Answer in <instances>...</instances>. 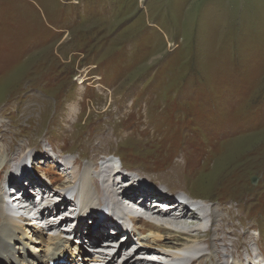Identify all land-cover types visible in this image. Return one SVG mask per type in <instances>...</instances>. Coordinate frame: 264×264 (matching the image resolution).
Instances as JSON below:
<instances>
[{"label":"rangeland","instance_id":"rangeland-1","mask_svg":"<svg viewBox=\"0 0 264 264\" xmlns=\"http://www.w3.org/2000/svg\"><path fill=\"white\" fill-rule=\"evenodd\" d=\"M0 148L6 156L12 152L0 164V171L7 168L0 173L1 233L13 221L33 229L29 210L12 214L5 207L2 183L16 165L22 164L16 175L26 181L21 189L32 196L38 185L31 173L51 192L65 184L63 160L70 168L79 160L89 176L94 165L108 163L114 173L122 164V173L139 184L128 188V180L127 196L141 203L145 187L168 199L151 198L154 214L160 210L154 201H165L169 219L185 210L204 215L188 202L170 204L173 194L216 212L212 221L222 225L228 250L217 255L210 247L222 236L211 228L189 258L264 264V0H0ZM24 157L38 158L37 168L30 159L23 167ZM73 187L77 192L78 184ZM91 217L72 229L69 236L77 234L83 245L64 247L71 258L65 264H97L89 262L88 250L114 238L102 236V228L93 231ZM192 222L187 229L200 225ZM19 231L12 245L22 255L18 264H44L36 254L47 264L64 263L61 252L54 263L46 257L45 240ZM47 232L45 238L53 233ZM144 232L147 239L156 236ZM165 232L171 255H190L191 236ZM160 258L157 264H176L154 254L147 260Z\"/></svg>","mask_w":264,"mask_h":264},{"label":"bare ground","instance_id":"bare-ground-1","mask_svg":"<svg viewBox=\"0 0 264 264\" xmlns=\"http://www.w3.org/2000/svg\"><path fill=\"white\" fill-rule=\"evenodd\" d=\"M11 154H12V152L8 156H6L3 153L2 149L0 148V164L2 163V161L6 157H9ZM27 158H29L30 160L33 159V161H32L34 163L33 166L37 168V166L35 164L38 162V160H37L38 158H36V157H24L22 159L19 158V161L24 162V159L26 160ZM39 158H40V156H39ZM45 160H47L49 162L51 161L50 159H46V158H45ZM19 161H17V162H19ZM21 165H19V166L16 165V167L13 169L10 168L12 170L8 172L9 177L7 178L9 181H10L12 176H15L16 173L22 169V168H20ZM59 165L62 167V171H61L62 174L65 172L64 173L65 174V176H64L65 181L67 180L65 182V185L68 187V189L73 188L75 190L76 187H73V185L78 184L77 193L80 195V198L83 200L82 206H81L82 209H87V208L92 209L93 208L95 217L96 216L98 217V215H96V214H98V211H97L96 207H94V206H100L101 207V205L109 204L110 205L109 210H111L112 214H115V213L125 214L131 218H134L133 220L135 222H137L138 224H140V223L143 224L142 228L137 227L135 231L132 230V232L130 233V236L132 235L131 238L129 236L124 241L122 239L121 241H123V243L120 242V240H119L120 237L117 238L116 240H114L117 236L111 233L113 235V237H115V238H113L111 240H110V238H106V239L104 238L105 242H101L100 245L95 244V249H97V251L91 255L92 259L88 258V259H91V260H89V262L97 263V264H152L153 262H156V264H157V262L160 263L161 258L159 260H154L153 262L147 260L148 255L154 254L158 257L159 256L169 257V258H171V260L176 259V260H174V261H176V264H199L202 262V259L200 257H196L194 255L192 258H189L194 254V252L190 251V249L195 250V248H196L195 245L203 242V241L199 240L200 234H204V235L208 234L210 232L209 229L216 228V227H219L220 235L222 234V236L221 237L215 236L217 238L215 239L214 243L220 241V245L219 246L217 245L215 247V244H211L210 247L213 246V248H217L215 250V253L218 252L217 255L222 253L221 249L228 250L229 241H227L226 235L222 232V228H221L222 225L220 226V224H218V223L214 224V222H213L215 215H216V212L214 210H212L211 207H210V209H207L205 203H204V205H202L198 209L200 212H202V213L204 212V215L201 218H198V216L196 215V213H198V212H196V213L191 212L192 216H190L188 214V212H186V210H185V211H183V214L181 215L180 219H169V218H167V214L165 213V212H168V210H170V207L165 206L168 203H165V201H164V202H161L159 204V203H157V201L156 202L154 201V203H153L154 205H157V204H158V206L162 205V207H160L161 210L155 211L156 214H154V210L150 209L151 205H149L152 197H154L158 201H162L163 199L164 200H168V199H166L163 194L161 196L159 194L160 192H155L156 194H154V193L150 192V190L148 191L145 187H143V189L145 191V194L143 196H146L145 197L146 199H144L140 203L141 210H142L141 216H139V215L137 216V215H135L136 212H134V211H129V212L125 211L124 207L119 202V200L125 196L126 189H125L124 184H126L128 182V180H130L132 182L131 184H129L128 188L134 189V187H139V184L135 183L136 179H133L132 176L126 175L122 172H119L118 168H115L116 172H114V174H112V172H113L111 170L112 167L108 163H107V166L101 167L100 169L98 166L94 165V167L92 169L94 172H96V174L92 175V176H89L87 169L83 168L81 166L79 160H77V159L71 163V168L69 166L70 164L68 165L67 161H64V160L61 161L59 163ZM24 166H25V164H23V167ZM121 166L123 168L122 164H121ZM6 169H7L6 167H3L2 171H0V173L2 172L4 175V173H7ZM71 171L73 172L72 173L73 175H70ZM113 175H114V177L117 178L116 180L110 178ZM52 179H53V181L56 180V178H54V177ZM88 179L90 180L89 184H91L92 190H94L93 193H91V191H89L87 188L86 183H88L87 182ZM5 182H6V180L3 183H5ZM136 184H137V186H135ZM98 195L106 197V200L105 201L101 200ZM175 195H177V194H175ZM54 196H55V198H57L60 195L57 194ZM163 196H164V198H163ZM177 196H180V195H177ZM182 196H185V195H182ZM185 197H188V196H185ZM128 198H130L129 195H128ZM130 199L133 201L134 205L137 204L138 200L135 196H131ZM1 200H3V199H1ZM9 200L10 201L13 200V201L17 202L19 200V197L14 196V197L10 198ZM188 200H189L188 201L189 206L192 205L193 202L191 200H193V199L191 198ZM175 201L176 200H169L168 202H170V204H172V203H175ZM123 203L129 204L128 201H124ZM12 205H14V203L11 202L9 204V207L12 208L13 207ZM25 206L26 205L21 206V208L23 210H26ZM67 206L55 205L54 209H52L53 211L49 210V209H48V211H45L46 209H44L42 212H40L42 219L47 218V220L50 219V221H51L50 223H48L47 225H44L43 227H37L36 229L33 227V229H30V228H32L30 225L26 228L25 226L28 224L25 225L24 223L23 224L21 223L22 226H20V225H17L15 223V221L10 222L8 224V226L5 225V227H2L1 230L4 232H2V233L0 232V264H2V263L5 264L4 262H6L5 261L6 259H8L9 264H14V262H16V264H18V262L21 261L22 255H18V253L15 252L14 249L12 248L13 241L15 240L14 233L20 229H21V231H19V232H21V233L24 232L25 230H30L32 232L33 236H35L34 239H36L35 240L36 242H41L42 240H45V242H44L45 246L51 248L50 252H47V251L45 252V255H46V257H48L51 260V262L54 263L55 260L56 261L58 260L57 258L59 256V252L62 253L60 260L64 259V263H62V262H60V263L65 264L66 261H68V259H71L69 254H64L62 252V251H64V247H69V250L71 248H73V246L70 243V242H72L70 239H68L67 242L66 241L64 242L63 241L64 237L61 233H59L56 236H51V235L47 236V238H45V236H44L46 234V231H55V230L60 229L61 225L67 226V225L71 224V221H68L69 218L66 215L62 216V214H64L66 212L65 208ZM93 209H92V211H93ZM13 210L16 211V208H13ZM135 210H137L136 206H135ZM162 211H164V212H162ZM17 212H20V210L17 209ZM184 212H186V213H184ZM49 213L51 214V216H53V215H56V216L51 217L50 215H48ZM58 213L60 214V216H57V215H59ZM131 213H133V214H131ZM178 213L179 212L174 213L176 215V216L174 215L176 218L178 216ZM58 217H60V218H58ZM187 217H190V218H187ZM8 219H10V217H8ZM60 220H62V222H59ZM172 220H173V222H170ZM193 220L197 221V223L200 225H197L198 227H196L193 230H192V227H191V230L187 229V227H189L190 223H194V222H192ZM54 221H57V222L55 223ZM175 221H177V222H175ZM94 223H95L94 228L98 229V231L100 228H102V231H101V232H103V234H101L102 236H106L109 233V229L105 228L106 225L104 226V224L99 223L96 220L94 221ZM172 223H175V225H173ZM207 224L209 225V228L207 227ZM42 229H44L45 232H43ZM76 230L77 229L73 230V232L76 233ZM140 230L141 231L148 230L150 233L154 232V233H156L155 234L156 236H154V235L150 236V234L148 232L149 238L147 239L145 237V235L141 234ZM71 231H72V229H71ZM165 231H167L169 234H172V232H174L178 236H180L181 234H184V235L188 234L189 236H191L192 238L187 241L188 245L189 244L190 245H189L188 249L186 250V252L189 250L190 255H184L183 257H185V258H180L178 260H177V257H181L180 255H177V254H176L177 256L171 255L167 250L168 249H174V248H171L169 246L170 244H168V242H170L171 240L169 239V235H166ZM18 235L19 234L17 233V235H16L17 238H18ZM195 236H197V237L194 239ZM171 237H172V239H174V236H171ZM132 238H134V239H132ZM19 239L23 240V237L21 236V238H18V241L20 242L19 244L21 245V241ZM79 239H81V238H79ZM114 242L120 243L119 248L115 251L113 248L115 246L112 245V244H114ZM96 245H97V248H96ZM132 245L136 246L137 248L135 250L134 249L131 250L130 248ZM146 245H148L147 248L144 247ZM201 248H202V246L200 245L197 248V250H195V251L199 252L201 250ZM175 250L178 251L179 249L177 248ZM182 250H184V249H182ZM182 250H180V251H182ZM27 251L30 253L29 249H27ZM88 251L91 252L92 249H89ZM68 256H69V258H68ZM143 256L146 258H142ZM121 257H123V259L120 261ZM53 258H55V260ZM36 259L38 262H42L44 264H47V262L42 260L41 257L38 256L37 254H36ZM199 259L201 260V262ZM161 264H164V263L162 262ZM220 264H228V263H226V261L221 260Z\"/></svg>","mask_w":264,"mask_h":264}]
</instances>
